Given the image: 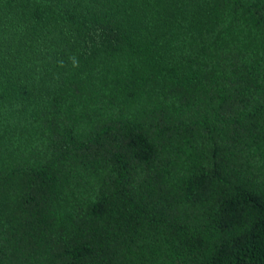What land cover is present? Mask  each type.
Returning a JSON list of instances; mask_svg holds the SVG:
<instances>
[{
	"label": "trees",
	"instance_id": "obj_1",
	"mask_svg": "<svg viewBox=\"0 0 264 264\" xmlns=\"http://www.w3.org/2000/svg\"><path fill=\"white\" fill-rule=\"evenodd\" d=\"M0 264H264V0H0Z\"/></svg>",
	"mask_w": 264,
	"mask_h": 264
}]
</instances>
